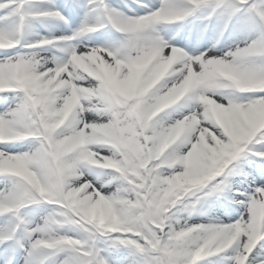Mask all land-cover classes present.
I'll return each mask as SVG.
<instances>
[{
    "label": "snow or ice",
    "instance_id": "1",
    "mask_svg": "<svg viewBox=\"0 0 264 264\" xmlns=\"http://www.w3.org/2000/svg\"><path fill=\"white\" fill-rule=\"evenodd\" d=\"M0 264H264V0H0Z\"/></svg>",
    "mask_w": 264,
    "mask_h": 264
}]
</instances>
